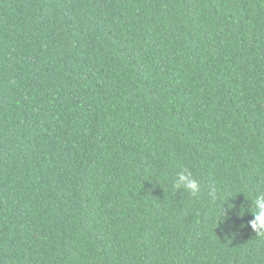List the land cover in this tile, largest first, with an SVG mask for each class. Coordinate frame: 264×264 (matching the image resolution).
<instances>
[{
	"label": "trees",
	"instance_id": "16d2710c",
	"mask_svg": "<svg viewBox=\"0 0 264 264\" xmlns=\"http://www.w3.org/2000/svg\"><path fill=\"white\" fill-rule=\"evenodd\" d=\"M262 191L264 0H0V264H264Z\"/></svg>",
	"mask_w": 264,
	"mask_h": 264
},
{
	"label": "clouds",
	"instance_id": "9594fccd",
	"mask_svg": "<svg viewBox=\"0 0 264 264\" xmlns=\"http://www.w3.org/2000/svg\"><path fill=\"white\" fill-rule=\"evenodd\" d=\"M173 187L175 189H184L192 195H196L201 190V182L190 169L183 168L176 174ZM207 196L213 202L221 200L220 189L215 181H212L207 185ZM248 199L251 200V207L250 209H247V211L252 213L253 218L247 223L255 233L258 235H264V191ZM226 202L227 201H224L223 205ZM223 209L224 214L230 219L232 209L228 207V204L227 207H223Z\"/></svg>",
	"mask_w": 264,
	"mask_h": 264
}]
</instances>
